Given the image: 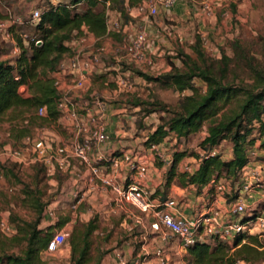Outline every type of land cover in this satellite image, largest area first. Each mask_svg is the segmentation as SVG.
I'll return each instance as SVG.
<instances>
[{
	"label": "trees",
	"instance_id": "obj_1",
	"mask_svg": "<svg viewBox=\"0 0 264 264\" xmlns=\"http://www.w3.org/2000/svg\"><path fill=\"white\" fill-rule=\"evenodd\" d=\"M108 1L109 6L97 0L60 1L57 5L48 3L36 24L24 21L26 25H32L20 28L21 31L29 29L28 36L23 37V32L14 36L19 50L14 60L3 58L0 48V120L8 112H12L15 118L22 117L21 120L26 123L19 131L18 139L29 136L31 128L36 125L57 122L60 115L57 109L59 95L50 74L69 55L66 44L86 34L95 39L114 36L107 29L105 6L130 24L132 18L127 9L138 6L143 0ZM80 5L84 8L77 11ZM0 19L6 21L1 14ZM35 41H40L41 45L35 46ZM197 41L192 46L195 58L182 51L177 54L181 59L180 67L169 60V70L157 77L138 73L148 83L154 82L161 88H170L179 94L190 92L182 96L176 109H168L157 101L135 103L146 115L153 112L162 114L155 130L147 136L145 146L159 145L171 135L185 139L205 130V137L198 145L202 154H190L197 160V167L191 173L175 171L186 154H173L169 177L162 190H155V196L164 197L163 200L167 199L173 177L180 188L191 186L197 192L208 185L214 187L230 182L235 193L255 144L260 141V147L264 146V66L237 41L232 45L231 57L222 54L218 59L208 58L198 38ZM196 80L203 83L204 90L197 87ZM20 86L27 88L29 97L19 94ZM40 107L45 109L44 117L35 114ZM222 142L231 143L229 157L225 158L215 150ZM8 170L7 164H0L1 175L5 178ZM22 193L21 205L32 212L33 219L27 222L8 215L15 232L10 236L0 232V264H43L42 253L53 235L51 230H59L68 221L65 216H60L54 226L41 229L40 223L48 204L42 201L39 190L25 187ZM94 229L93 220H90L87 223L78 222L72 230L68 237L72 264L88 262L89 236ZM261 237L244 234L230 243L205 237L185 249L184 261L186 264L264 262Z\"/></svg>",
	"mask_w": 264,
	"mask_h": 264
},
{
	"label": "rangeland",
	"instance_id": "obj_2",
	"mask_svg": "<svg viewBox=\"0 0 264 264\" xmlns=\"http://www.w3.org/2000/svg\"><path fill=\"white\" fill-rule=\"evenodd\" d=\"M62 2H68L69 0H59ZM155 1V0H153ZM202 0H188V5H190L186 12L187 17L191 19L187 23H181V21H167L165 20L164 27L168 28L163 31L160 29V34L163 41L159 42L158 49L156 53H152L153 62L147 67H135L130 64L121 63L124 70L130 72V91H125L123 93H115V69L118 60L123 57V52L121 49L123 37L132 31V24L137 22L147 23L157 22L158 17L162 15L163 8L158 6V14L156 16H150L146 12L143 15L133 14L131 17V24H126L124 17L120 16L118 13L107 10V27L109 28L111 34L114 36L106 38L105 41L101 43V46H96L95 44L90 45L91 49L102 47L104 51L100 55V75H93L87 85L86 98L93 100L99 98L109 105L113 106L112 111H118L114 114L115 117H118V125L121 130L124 132V136L120 137L125 141L136 142L138 146L144 148V150L139 151L135 148L132 151L133 156L137 157L139 161H145L148 165L149 176H153L156 181L162 182L164 185L169 177L168 172L173 159V154L175 152H185L186 156L182 158L176 168V172H186L187 168L194 167L193 160H196L194 157L190 156L193 152L202 154V150L198 147L199 143L205 137V130L190 135L185 139H177L174 136L167 137L161 144L160 147H156L158 152L162 154L164 160L167 163H164L162 159L158 157V153L151 149L148 146H145L147 136L152 133L156 126L159 124V117L162 116L159 112H153L146 115L144 110L135 105L136 102H159L165 105L168 109H176L179 101L182 96L190 94L189 91L179 94L173 89H165L159 87L158 84L154 82H147L143 77L139 76L138 73H143L151 77H157L162 73L168 71V61L172 60L174 64L178 67L181 66V59L177 56L179 51L184 52L185 54L190 55L192 58H195V54L192 50V46L196 44L197 38L199 45L205 55L210 59H218L222 54L227 56H232V45L234 42H239L249 53L253 54L257 61L264 66V0H232L231 4L222 10L215 11L214 21L211 23L209 20L211 18H205L202 15L200 2ZM50 3L48 0H0V14L6 17L8 21L5 28H0V48L2 49V57L14 60L17 54L13 53L15 48L16 40L14 36H17V33L23 32L24 35H29V29L21 31L20 28L27 26L30 28L32 25H26L24 21L29 20L30 13L38 9L40 12ZM194 4V6H192ZM105 5V4H104ZM83 6L80 5L76 9L77 11H82ZM198 15V16H197ZM19 19L22 21V24H12L9 19ZM143 19L144 21H142ZM4 19H0L2 22ZM216 20V21H215ZM228 22L227 30L223 29L221 22ZM120 23L121 29L116 28L115 24ZM175 30H172L171 27H176ZM187 25V26H186ZM202 25L206 30L209 29L213 32V35H209L207 31H199L198 26ZM222 25V26H221ZM132 27V28H131ZM217 27L215 31L213 28ZM163 28V26H162ZM211 28V29H210ZM124 29V31H123ZM11 31V33L9 32ZM10 33L8 37L6 33ZM202 33V34H201ZM14 34V35H13ZM187 34V36H185ZM201 36L203 39L201 40ZM205 41V42H204ZM89 45V43H88ZM120 64V63H119ZM115 68V69H112ZM195 84L200 90H204V85L200 81L196 80ZM26 91L23 93L19 91V94L23 97H29L27 93V88L24 86ZM62 90H70L71 94H74L72 90V82L68 78L62 81ZM150 109V107H148ZM21 116H15L12 112H8L0 120V154L4 153L6 150L17 149L22 153V157L25 160V164L15 162L14 160L6 159L2 157L3 164H7L8 172L6 173V178L4 175L0 176V215H9L10 218L15 217V219H21L23 221L30 222L33 219V214L27 208L21 205V200L23 199V193L25 187H29L32 190H39L41 192V199L44 203L48 204L50 201H60V192L59 184L60 179L66 178L69 176L68 171H59L57 169H47L41 163H33L34 156L29 148L24 145L23 139H18L19 131L21 130L23 122ZM34 126V125H33ZM41 128L46 129V138L57 145H65L71 139L73 131L71 130L70 125L65 121H59L55 124L46 125L40 124L31 128L30 135H37L38 133L42 134L40 131ZM50 133L52 134H49ZM59 133L61 135V141H55L54 134ZM264 141V139H262ZM260 141H258L255 146L260 147ZM231 143L222 142L215 150L218 154H221L223 157H227L230 153ZM147 153H144V152ZM197 162V160H196ZM71 164L79 170H85L84 164H81L77 161H72ZM196 164V163H195ZM72 165V166H73ZM103 161L98 164V166H103ZM188 173V172H186ZM62 174V175H60ZM64 175V176H63ZM56 180V185H49V180L54 178ZM129 179H126L128 182ZM170 188L176 185L175 177L170 180ZM224 197L228 204L232 205V202L235 199L234 190L231 189V183L225 182ZM104 187V186H103ZM163 188V186H162ZM169 188V189H170ZM107 189V188H106ZM157 188L151 185L148 187L147 191L149 193L150 199L156 197V199L163 200L164 197L155 196ZM107 195H110L111 192L109 189L105 191ZM160 197V198H159ZM167 198V197H166ZM174 201L180 203L181 197H172ZM80 197V194L75 195L73 198V203L80 202V208L91 209V204H97L100 199L98 196L96 199L88 203L87 198L84 197L83 200ZM72 200V199H71ZM81 200V201H80ZM231 201V202H230ZM64 203V201H60ZM130 210H137L129 202L122 201ZM60 205V204H59ZM130 206V207H129ZM262 209H246V212L242 216L236 217L239 220H249L255 216L264 215V205L261 206ZM141 212V211H139ZM156 210L152 209L147 214V221L149 219L156 217ZM54 221L58 217H62L64 213H61L59 209L52 210ZM76 213H74L75 215ZM157 219V217H156ZM59 231L58 229H52L51 233ZM261 240L264 242V235H262ZM96 243L90 242L89 247V262L86 264H94L96 261L97 254L91 253L93 248L96 247ZM183 257H177L176 260H173L170 264H186ZM43 264H72L69 259L64 257H59L54 254H47L43 257ZM257 264H264L260 262Z\"/></svg>",
	"mask_w": 264,
	"mask_h": 264
},
{
	"label": "built area",
	"instance_id": "obj_3",
	"mask_svg": "<svg viewBox=\"0 0 264 264\" xmlns=\"http://www.w3.org/2000/svg\"><path fill=\"white\" fill-rule=\"evenodd\" d=\"M109 6L108 0H97ZM232 0H202L200 2L201 13L205 18H212L215 11L227 8ZM51 5H57L59 0H49ZM178 3H188V0H143L141 4L134 8H128V15L133 12L137 15H143L146 12L150 16L158 14V6L164 9H169ZM194 6V4H192ZM217 9V10H216ZM41 12L38 9L30 13L29 23L36 24L40 18ZM12 24H22L19 19H9ZM8 21L0 22V28H5ZM131 24V23H130ZM131 33L125 35L122 40L121 49L123 57L118 60L115 69L116 75L114 80L115 93H123L130 91V72L122 68L121 63L134 65L135 67H147L153 62L149 51V38L141 24L134 22ZM116 28L121 29V24L116 23ZM124 31V29H123ZM10 36V33H6ZM23 37H26L25 35ZM203 36H201V40ZM205 42V41H204ZM35 46H40V41L34 42ZM69 55L65 57L59 64L57 70L50 74L54 81V86L57 89L59 100L57 109L60 113L57 121H65L70 125L73 131L72 139L65 145H57L46 138V129L41 128L42 134L29 135L23 139L24 145L29 148L34 156L33 163H41L45 168L59 171H66L72 161L80 162L87 166L91 173V179L97 177L104 187H109L116 193L121 200L129 202L141 212H149L156 210L157 220L151 225L155 231L161 229L167 232L166 238H176L182 249L193 245L194 243L204 239L205 237L218 238L223 242L230 243L235 237L248 234L249 230L255 225L264 229V215L255 216L246 221L232 220L223 222L219 211L213 210L208 214L200 215L194 219H186L176 216L174 210L176 202L173 199L167 198L150 199L147 191L146 182L149 177L148 165L144 161H139L129 154H121V156L113 158L110 161L109 169H117L120 163H126L129 170L134 174L132 182L122 188L112 178L100 176V168L98 164L103 161L101 155H95L92 161L91 154L101 144L109 140V135L105 131V117L108 110L112 109L105 101L96 98L93 100L87 99V85L93 75L101 72L100 55L104 51L102 47L91 49L88 45L86 36L74 38L67 44ZM19 50L15 46L13 53L18 54ZM120 63V64H119ZM70 79L72 82L71 94L70 90H62V81ZM19 91H26L24 86H20ZM37 117L45 116V109L40 107L35 112ZM264 143V142H263ZM158 154V157L164 160L156 146H151ZM251 151V155H252ZM14 160L15 162L25 164L20 150H6L0 154V164H3L2 157ZM95 164V165H94ZM192 168H187L186 172L191 173ZM1 176V172H0ZM216 190L222 192L225 190L224 185H216ZM257 188L264 195V178L261 169H253L248 175L242 178L238 187L235 188L237 194L236 200L230 205L229 214L234 218L245 214L248 208L246 196L253 189ZM0 232L6 236L14 234L15 229L9 223L8 215H0ZM69 237V232L60 230L51 236L49 239L45 253H52L60 250ZM158 264H167L164 257L163 249L159 248L155 254ZM235 264H246L236 262Z\"/></svg>",
	"mask_w": 264,
	"mask_h": 264
},
{
	"label": "crops",
	"instance_id": "obj_4",
	"mask_svg": "<svg viewBox=\"0 0 264 264\" xmlns=\"http://www.w3.org/2000/svg\"><path fill=\"white\" fill-rule=\"evenodd\" d=\"M189 6L190 5L187 3H178L169 9L163 8V14L158 17L157 22H153L154 24L151 22L141 23L149 38V51L151 54L156 53L160 41L164 43V40H162L163 36L160 34V29H164L163 31L168 29L166 26L164 27L165 20L175 22L181 21V23L183 22L184 24L187 23V21L191 19L187 17L186 14ZM131 14L133 16V14H135L134 11L130 12V15ZM141 20L144 21L143 19ZM210 21L212 23L214 18H211L209 22ZM221 23L223 25L221 26L223 29L225 28L226 31V25L229 23L224 21ZM178 26L179 25L174 28L171 27V29L175 30ZM198 28L202 33L207 31L209 35H213L212 31L209 29L206 30L202 25H199ZM107 29L110 31L108 27ZM216 29L217 27H214L213 31ZM85 36L89 45L95 44L96 46H101V43L105 41L106 38L111 37L108 36L103 39H95L89 34ZM185 36H187V34ZM153 59L155 60V58ZM96 75H100V73ZM112 109L108 110L105 117V131L110 138L104 144L94 149L90 158L94 161L95 155H101L104 165L99 166L100 172L98 177L104 175L110 177L120 185V187L124 188L132 182L134 174L129 170L127 164L123 162L120 163L117 169H109L110 161L113 158L121 156L123 153L129 154L137 159V157L133 156L132 151H134L135 148L139 151H143L144 148L135 144L136 142L125 141L120 137L116 138L117 136L123 137L124 132L118 125V117L114 116L118 111H112ZM49 134H51L50 131ZM54 138L55 141H61V135L59 133H55ZM155 146L159 148L160 144ZM144 153L147 152L145 151ZM252 153L248 163L242 170L240 181L243 177L248 175L250 171L257 168L261 169L264 178V146L261 148L254 146ZM227 157H229V155ZM193 162L194 167H192V169L194 170L197 167V162L196 160H193ZM72 165L73 164L68 168L69 176L60 179V192L64 193V195L60 194V201H64V203H60V201L56 199L48 203L44 217L40 223L41 229L54 226L55 223L58 222V218L56 221L51 218V216H53L52 210L54 209H59L61 213H64L63 216L68 218V221L64 223L59 231L66 230L69 232V235L72 233L74 227L78 225V222L87 223L93 220L95 229L90 234L89 241L97 244L91 252L97 254L94 264H158L155 254L159 248L163 249L167 264L172 263L177 257H183L182 255H185V250L181 248L176 238H166L167 232L165 230L161 229L160 231H155L151 228V225L157 220L156 217L147 221V214L134 209L130 210L132 208L129 209L125 206V204L122 203L124 200H121L109 187H103L97 177H94L92 181L90 178L91 173L87 166H84L86 168L85 170H79ZM126 179H129V181L126 182ZM48 183L49 185L55 186L57 183L55 177L51 178ZM151 185L162 190V182L156 181L153 176H149L147 179V189L151 187ZM215 186L212 187L208 185L203 187L200 192H197L196 188L191 186L180 188L176 184L171 187L167 192V198L173 199V196L181 197L180 203L175 201L177 208L173 211L174 214L186 219H194L200 215L217 210L223 222L232 220L242 222L243 220L234 218L229 214L230 204L227 203L224 193H222L223 191L218 192ZM106 188L110 190V195L105 193L107 190ZM78 194H80L81 200H83L84 197L87 198L88 203H91L90 201L94 200V198L96 199L97 196L100 201L97 204H91V209H83L80 208V202L73 203V198ZM246 202L250 209H262L261 206L264 205V195L255 188L246 196ZM74 213L76 214L74 215ZM248 234L262 236L264 235V229L254 225L249 230ZM47 254H57V256L64 257L66 260L69 259L71 262V247L68 239L60 250L52 253L43 252L42 260ZM90 255L92 254H89V256ZM89 259L90 258H88V262L90 261Z\"/></svg>",
	"mask_w": 264,
	"mask_h": 264
}]
</instances>
